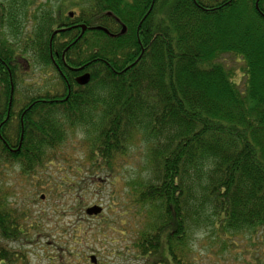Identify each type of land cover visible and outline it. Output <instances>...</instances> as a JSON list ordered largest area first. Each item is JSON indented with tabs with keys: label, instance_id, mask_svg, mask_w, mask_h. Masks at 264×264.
Listing matches in <instances>:
<instances>
[{
	"label": "trees",
	"instance_id": "1",
	"mask_svg": "<svg viewBox=\"0 0 264 264\" xmlns=\"http://www.w3.org/2000/svg\"><path fill=\"white\" fill-rule=\"evenodd\" d=\"M85 1L63 20L86 24L84 34L66 29L52 46L53 19L15 42L0 26V168L35 171L78 127L111 171L144 140L149 174L131 191L147 220L135 241L142 264H193L188 244L201 231L224 250L264 229V0ZM59 40L66 63L97 58L93 81L62 106L36 103L15 118L16 105H30L18 62L52 64ZM229 52L245 62V90L219 61ZM5 201L0 184V239L15 240L21 214ZM8 255L0 245V260Z\"/></svg>",
	"mask_w": 264,
	"mask_h": 264
},
{
	"label": "rangeland",
	"instance_id": "2",
	"mask_svg": "<svg viewBox=\"0 0 264 264\" xmlns=\"http://www.w3.org/2000/svg\"><path fill=\"white\" fill-rule=\"evenodd\" d=\"M80 4L86 5L87 1L0 0V26L10 32L8 36L14 42L26 39L34 36L39 27H46L49 19L56 21L54 29L62 28L68 24L64 19L80 12ZM12 18L21 30L17 38L10 30ZM82 24L77 28L82 30ZM35 59L22 74L24 93L44 90L36 83H44L41 73L45 67ZM219 61L245 90L244 60L229 52L222 54ZM140 139L118 157L112 171L97 165L81 127L70 130L58 147L48 151L35 171L24 172L15 162L2 165L0 184L5 204L21 214L19 225L25 231L15 240L0 239V245L8 249L9 259L19 254L25 259L20 261L23 264H142L135 241L147 220L145 209H140L132 195L134 184L149 174L147 146ZM94 205L101 206L102 212L87 214ZM215 239L210 231H201L189 240L192 252L188 258L193 264H253L256 259L264 264V229L253 237L249 233L233 237L230 242L236 243L235 249L222 250Z\"/></svg>",
	"mask_w": 264,
	"mask_h": 264
},
{
	"label": "flooded vegetation",
	"instance_id": "3",
	"mask_svg": "<svg viewBox=\"0 0 264 264\" xmlns=\"http://www.w3.org/2000/svg\"><path fill=\"white\" fill-rule=\"evenodd\" d=\"M77 26H78L77 24H72L69 26L63 24L62 28L69 29V30L77 29L76 34L78 33V36H81L82 34H84L86 30L83 31L82 29V31H80L78 30ZM62 28H58L57 30H60ZM53 36H54V33L50 41L51 46L53 44V40H52ZM63 45H64V41L59 40L58 48L54 50L56 53V61H53L52 64L45 66V69L42 70L43 73H41V80L44 81V83L41 84L39 81L36 83L37 85L43 87L42 89L44 90L43 91H41V89L40 90H37V89L27 90L26 93L30 94L29 95L30 105H22V104L16 105V107L14 108L15 118L18 116V112H19L20 113L19 117L21 118V120H23L25 112L36 103H43L44 105L53 103V105L56 104L57 106L58 105L62 106L64 102L69 100L70 97L73 96L78 89L85 88L91 81H93L92 79H93V76L95 75L97 58L91 57L86 62H77L75 64L72 63L71 60L70 61L68 60V62L66 63L65 53L68 50L69 46L64 48ZM52 51L53 50H51V52ZM23 62L24 61L20 60L18 63L20 65L24 64L25 66L31 68V65H29L31 64L30 62L29 63L28 62L23 63ZM12 67L15 68V65L11 63V66L8 68L10 70L9 72L10 77H12V73H11ZM30 68H29V71H30ZM85 74H89V82H87L86 84H82L80 83L79 80ZM11 86H12L11 87L12 90L10 94H13L14 85L11 84ZM10 108H11V105H10ZM5 251H7V249H5ZM15 255L16 257L10 259V261L16 260L17 262L10 263V264H23L22 262L25 259H22L21 257L22 255H19V254H15ZM7 261H9V259L5 260V258H3L2 260H0V263L7 264L6 263Z\"/></svg>",
	"mask_w": 264,
	"mask_h": 264
},
{
	"label": "water",
	"instance_id": "4",
	"mask_svg": "<svg viewBox=\"0 0 264 264\" xmlns=\"http://www.w3.org/2000/svg\"><path fill=\"white\" fill-rule=\"evenodd\" d=\"M71 15H73V13H71ZM82 26V28H83V31H85V29L87 28V26L85 25V24H82L81 25ZM98 28H102V27H98ZM62 30H65V29H60V30H57V31H55L54 32V34H56L57 32H60V31H62ZM106 30V29H105ZM123 31H125V28H124V30ZM80 83H82V84H86L87 82H89V74H85V75H83L81 78H80ZM102 210H103V208L101 207V206H99V205H94V206H92V207H89L88 209H87V214H89V215H97V214H100L101 212H102ZM95 257L94 256H92V261L93 262H95Z\"/></svg>",
	"mask_w": 264,
	"mask_h": 264
}]
</instances>
